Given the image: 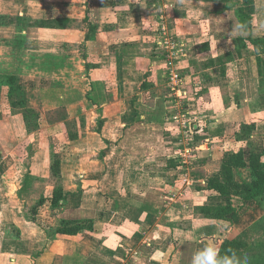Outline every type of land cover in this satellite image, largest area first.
Here are the masks:
<instances>
[{
  "label": "crops",
  "instance_id": "0c3cea01",
  "mask_svg": "<svg viewBox=\"0 0 264 264\" xmlns=\"http://www.w3.org/2000/svg\"><path fill=\"white\" fill-rule=\"evenodd\" d=\"M45 1L48 0H0V15L32 19L67 17L78 23L86 18L88 12L85 5L86 0H59L58 2H61L59 4L47 2L44 5ZM114 1L116 4L111 6H109L112 4L109 3V0H102L100 4L98 3L96 13L93 11L95 17H92L93 24L97 27L95 39L85 42L83 38L86 47L91 48L90 42L105 47L108 46V41L113 38L112 34L120 37L117 44L113 42L111 44L113 46L108 47V53L98 54L102 55V59L99 60L102 66L98 70L110 72L108 79L120 80L123 84V74L126 76L129 70L139 69L140 65H146L153 72V82L146 79V74L145 76L138 75L134 79L138 84L140 83L139 90L153 87L154 84H157L155 81L165 82L168 88L169 85L171 86L169 81L171 73L175 72L181 79L182 86L180 87L182 89L179 94L182 97H189L187 95L188 88H195L198 84H194L192 79L202 74L206 75L207 81L210 83V89L207 91L212 96L211 99L214 98L213 101L215 99L220 101L222 97L223 103L226 102V98L223 96L225 90L229 95L236 96L239 104L228 102L214 106L215 102H213L214 112L205 116L207 120L192 125L196 134L192 136L187 133L186 138L184 135L182 139H179L178 144L182 145V148L178 153H175L178 157L184 150L185 146L183 145L191 142L197 146L194 147L195 157L203 158V166L209 167L206 171L200 170V172L194 169L192 172L194 184L188 188L182 186L181 195L167 200L166 191L175 184L168 183L169 177L177 178L175 181L177 182L185 170L181 171L180 163L182 162L176 160L177 156L175 158L168 157L166 170L164 169L160 173L159 179L155 178L154 171L152 168L149 169L148 163L152 158V153L156 151V147L151 146L156 138L153 134L149 135L151 134L150 129L148 135L143 137L144 139L139 137L137 123L144 124V120H139L137 104L134 103L136 98H134L130 106V120L124 119V121L122 119L124 115H121L120 121L116 124H111V121L105 123L102 120L103 127L101 131L98 127L97 134L101 141L102 137L107 139L106 142L109 145L106 146V149L109 147V150L104 154H99L100 157L96 156L97 159L92 161L94 166L91 169L84 170L83 167H77L66 170L63 161H61V177L54 179L57 181L60 179L59 186L62 187L66 196L64 203H61L58 208L53 207L50 201L54 189H56V186H53L49 196H44L45 193L42 191L30 205L34 207L42 197L46 198L47 201L38 210V218L46 224V227L42 225L38 227V224L31 220L30 210L29 212L28 210L24 211L26 201L23 200L25 199L18 198L26 191H33V186L37 190L39 185H43V179H49V172L52 173L50 167L53 163L47 160L44 162V166L48 165L42 172H46L48 176H35L34 170L36 171L37 168L34 169L31 166L26 169L24 167L22 168L24 171H18L16 182H9L11 169L9 168V173L6 170L9 154L3 148L0 139V225L5 226L4 229H1L0 235V264H194L197 254L208 246L216 248L217 259L234 256L237 264H246L250 253H244L241 250L240 257L227 255L224 251L225 243L241 234L250 239L251 232H245V229L250 226L252 228L254 223L264 217L263 209L258 208L256 202H244L238 197L233 198L232 203L237 207L239 213L231 215L229 220L206 218L198 209L228 206L229 198L206 190L207 180L220 170L222 163L228 159L230 154L245 150L243 147L246 144H249L251 148L248 152L257 154H260L256 149L258 145H264V121L259 122L247 141L236 140V135L241 132L242 125L251 124V118L261 111V105L257 101L260 98V92L264 91V47L252 46L247 43L246 48L241 51V56L238 55L234 39L248 38L250 33H246L240 27L235 10L237 7L230 3L174 0L172 3L169 2V5L163 6V13L161 12L163 17L160 18L157 14L153 16L157 21L153 24V29H157L158 21V30L161 25H166L169 36L173 40L187 43L188 50H184L182 56H170L161 45V36L157 35L156 38L153 34V40H157L154 50L159 49L161 54L159 56L155 52H151L150 56H144L141 52L140 40L132 43L125 40L123 35L139 33V24L143 25L144 21L139 22L138 16L141 13L145 17L144 10L147 1ZM238 1L239 6L244 7L248 14L255 17L252 37L263 38L264 0ZM153 6L157 7L155 4ZM153 6L147 5L150 10ZM35 12L37 15L34 14ZM191 12H196L198 19L217 20L218 23H221L218 27L219 31L216 29L215 33L205 34L202 29L204 24L202 21H193ZM170 14H178V16L175 17L176 21L168 26L164 20L165 15ZM134 15L139 24L135 21ZM155 25L156 27H154ZM4 30H13V33L17 31L14 27H0V33L5 32ZM43 31L48 33L45 38L40 37ZM66 31L29 29L24 31L28 43L23 47H10L7 44L11 41L10 38L5 35L2 38L0 36V76L15 75L18 79L22 78L24 76L22 75L24 54L28 52L32 53V58L43 59L38 74L51 77L63 76L65 74L63 69L67 67L71 54L61 52L60 47L53 46V44L68 43L61 36ZM218 32L221 33L218 35L222 36V39L213 38V36L209 38V34L214 35ZM44 41L51 42V44L45 45ZM40 47L48 49V51L41 52L43 55L37 56L39 53L37 55L34 53L39 51ZM192 49L193 55L191 54ZM59 58L64 60L65 67L56 70L55 66ZM150 58L153 62H149ZM217 60L220 61L215 66L204 68L209 62H217ZM102 61H105V66ZM84 63L83 72L85 73L81 78L86 84L88 83L84 97L87 96L88 100V96L95 98L96 105L89 101L99 109L98 105L101 107V104H104L99 100V95L105 93L104 87L109 82L91 77L92 70L90 69L88 72L86 60ZM159 63L165 64L164 70L159 69ZM220 63L224 64V67ZM199 67L201 68L198 69ZM222 68H225V75L222 74ZM213 82L218 85L217 88L216 85H212ZM171 88L173 90V86ZM122 89H113L109 91V94L113 98L125 91V86ZM251 95L254 97L250 98ZM118 98L117 96L110 100V103L107 104V111L112 112L119 108L124 109L122 114H127L126 102L122 103V98H119L120 100ZM171 104L176 105L177 103L172 101ZM239 105L242 106L241 109H237L240 107ZM91 112L95 114L94 111L91 110ZM160 114L162 115H159L155 122L162 125L164 117L163 113ZM237 117H242V120ZM142 126L151 127L148 126V122ZM231 127L234 128L232 134L229 132L232 131ZM107 128L109 129L108 136L104 135ZM79 139L78 137L77 141ZM157 141L160 142L161 139ZM229 141L230 143L232 141L230 145H228ZM141 143H146L144 146L146 150H140ZM40 155L41 153L37 158ZM91 157L93 158V156ZM97 164L102 165L101 170L95 168ZM244 172L247 171L237 172L236 179L245 180L244 177H240V175L244 176ZM12 175H14V171ZM28 175L31 178L28 179L27 185ZM159 180L161 182H157ZM205 194L208 196L205 197ZM254 208L259 210L257 215ZM62 220H74L82 224L88 222L87 224H92L93 228L85 229L73 236L53 234L51 231L58 228ZM243 222L247 224V227H242ZM48 230H51V235H48ZM204 264L207 262L205 261Z\"/></svg>",
  "mask_w": 264,
  "mask_h": 264
},
{
  "label": "rangeland",
  "instance_id": "374dc122",
  "mask_svg": "<svg viewBox=\"0 0 264 264\" xmlns=\"http://www.w3.org/2000/svg\"><path fill=\"white\" fill-rule=\"evenodd\" d=\"M59 0H48L43 2V4H47V2H53L54 3H61L58 2ZM84 1V0H82ZM80 1V2H82ZM91 0H86L85 5L87 7L88 2ZM93 6L91 7L93 11L96 13V8L98 6V3L100 4V1L102 0H92ZM145 2V10L146 12L145 17L140 13L139 22H143V25L140 26L137 18L134 19L139 24L138 34L135 33H129L128 35L124 36L123 38L128 40L129 42H137L140 40V46L141 52L144 56H150L151 52H155L156 55L158 54L160 56L161 51L154 50V44L157 43V40H153V34L157 38L160 35L159 28V21L156 24L158 27L156 30L153 29V24L156 23L155 16L156 14L161 17L164 15H161V12L163 13V6L168 4L169 2L172 3L174 0H146ZM242 2V0H240ZM108 4L109 6L116 4L115 1L109 0ZM83 4V3H82ZM102 4V3H101ZM153 6L154 4L157 6L152 8L147 7V5ZM55 6V5H53ZM39 7H41L39 5ZM59 7V6H57ZM233 10V9H231ZM95 13H93V18L95 17ZM34 14L37 15V12ZM191 18L193 21H202V29H204L205 34L207 33H215L216 29L218 30V27L221 25V23H218L215 19H198V16H196V12H191ZM175 15H165L166 24L168 26L172 25L176 21ZM232 18L233 15H232ZM218 19V18H217ZM231 19V17H230ZM221 20V18H220ZM262 21H264V14L262 16ZM156 25L154 27H156ZM178 25V24H177ZM5 32H1L0 36H7L10 38L9 43H13L14 39L18 36V32L13 30H4ZM88 32V26L87 25H80L79 23H75L73 28L70 30H67L65 33H62L61 36H63V39L68 43H61L63 45L60 46V43H57V47H60L61 52L71 54V59L67 62V67L63 70L65 71V74L63 76H55L51 77L48 75L38 74V69L41 67L42 58L36 57L32 58V53L28 52L24 54V59L22 64L24 66V72L22 75H24L22 78L19 79V85L22 86L24 89V97L26 99V105L27 108L34 111V113L37 115L32 116V119L34 120V126L32 125L31 128H28L26 125V120L24 119L23 113L25 112V108H15L13 106V102H17L19 105L22 101L21 97L19 96L20 93H15V95L10 94V89L8 86L0 87V139L1 143L3 145V148L6 150L7 154H9L8 158V164H6V167L9 168L10 174L9 177H11L10 181L17 180L18 177V171L23 170L22 168H30L31 166L37 170H34L35 176L41 175V176H48L46 172H42V170L47 168L46 164L44 166L45 160L50 161L51 163H54L55 156H59L60 160L63 161V166L66 170H71L75 168H81L83 167L84 170L91 169L94 165H92V161L96 160V156H99V154H104V152L109 150L106 149V146L109 145V143L106 142V138H103L102 141L100 140V137L97 134V130L99 127L98 122L100 120H104L106 122H110L111 124H116L120 121L121 115L124 119L130 120V106L131 101L136 98L134 101L135 104H137V113L139 120H144V124L141 122H138V133L139 137L141 139H144L148 135V130H151L152 134L155 136V141L152 142L151 146L156 147V151L152 153V158L149 159V169L152 168V171H154L155 178H160V173L163 172V170L167 168L168 165V157L175 158L179 162H182V159L178 158V155L175 153H178L179 150L182 148V145L180 146L178 143L179 139H182L184 135H186L184 138L187 137L188 134L192 135L196 134L195 128H184L181 126L180 123L176 122V120L181 121L182 119H187L191 122V124H195L197 122H203L206 121V115L212 114L214 111L213 102H215L214 106H218L219 103H223L222 97L220 98V101L218 99L214 98L211 99V95L208 93V89H210V83H208L206 75H198L192 79V82L198 83L195 88L190 87L188 88L189 93L187 94L189 97L181 96L178 97L179 92L172 90V81L169 80L171 83V86L167 88L165 85V82L159 83L151 88L147 89H138L140 83L134 79L138 75L139 76H145L146 79L153 80V72L151 69H149L146 65H140L139 69H131L128 71V73L123 74L124 80L121 83L120 80H113L108 79L110 77V72H106L104 70H98L100 69L101 63H99L102 59V55L105 53H108L109 48H111V44L119 41L120 37L113 36L111 40L108 41V46L100 47L99 44L91 43V48L86 47V43L83 42L84 35ZM15 36H14V35ZM221 34L218 32L217 34H209V38L213 36V38L222 39V36L218 35ZM14 36V37H13ZM48 36V33L46 31H43L41 33V38H45ZM122 36V35H121ZM18 38V37H17ZM160 40V39H159ZM178 41V40H177ZM176 41V42H177ZM180 41V40H179ZM200 41V40H197ZM42 42V41H41ZM162 42V40H160ZM46 44H51V42L44 41ZM110 43V44H109ZM183 43V49L188 50L187 43ZM53 44V43H52ZM191 44L189 45V47ZM45 47V46H44ZM109 47V48H108ZM200 47V46H198ZM41 48V49H40ZM36 53L39 55H43L45 51H48V49H42L40 47ZM201 48V47H200ZM199 48V49H200ZM59 49V48H58ZM194 49V48H193ZM193 49L191 51V54L193 55ZM154 50V51H153ZM43 52V53H41ZM98 54H102L99 56ZM155 55V56H156ZM86 56V58L84 57ZM200 59L202 57L199 56ZM40 59V60H39ZM84 60H86L87 64L91 66V77H94L96 79H102L104 82L106 80L109 82L107 85H105L104 92L101 95H99V100L103 101L101 104L102 106H99V109L87 99V96L84 97V91H86V87L88 86L84 80L81 78V76L85 73L83 72L85 63ZM41 62V63H40ZM104 66L106 65L105 61H102ZM149 62H153L152 58H150ZM143 64V63H142ZM93 66H99V68L93 69ZM159 69L164 70L165 67L164 63H159L158 65ZM199 67L198 69H200ZM41 69V68H40ZM112 71H114L112 69ZM67 72V73H66ZM126 77V79H125ZM60 78V79H59ZM63 78L65 79L63 81ZM121 79V78H120ZM110 80V81H109ZM153 82V81H152ZM218 83V82H217ZM212 85H216L214 82ZM109 86V87H108ZM123 86H125V91L122 93H119L117 96L119 98H122V103L127 104L128 113L122 114L124 112V109H115L112 112L107 111V104L110 103V100L115 99L117 96H113L109 94V91L122 89ZM182 86V85H181ZM186 86V85H185ZM216 88L218 85L215 86ZM182 89V87H181ZM180 89V90H181ZM247 89V88H246ZM123 90V89H122ZM139 90V91H138ZM223 96L226 98V102H233L234 104H239L238 98L236 96H231L227 93V91L224 90ZM23 96V95H22ZM228 96V98H227ZM260 98L258 99V103L261 105V111L259 114H257L255 117L251 118L252 122H256L257 125L259 122L264 121V91L260 92L259 94ZM63 97V98H62ZM250 98L254 97V95L249 96ZM118 98V99H119ZM120 100V99H119ZM228 100V101H227ZM176 101V105H172L171 102ZM128 102V103H127ZM223 103V104H224ZM134 106V104H133ZM240 106V105H239ZM173 108V109H172ZM242 106H240L237 109H241ZM92 111L95 112V114H92ZM108 112V115H106ZM220 112V111H219ZM160 113H163L164 120L162 121L164 124L159 125L155 120L158 118L159 115H162ZM113 114V115H112ZM31 115H29L30 117ZM194 116V117H192ZM187 117V118H186ZM204 117V118H203ZM111 118V119H110ZM238 119L242 120V117H237ZM40 119V120H39ZM83 119V120H82ZM117 119V120H116ZM116 120V121H115ZM193 120V121H192ZM125 121V120H124ZM145 122H148V126L146 127L142 126L145 125ZM154 122V123H153ZM241 122V121H240ZM239 123V122H238ZM236 123V124H238ZM184 128V129H183ZM109 129H105L104 135L108 136ZM229 131L231 134L234 130V128H230ZM112 131V129H110ZM68 132H71L72 134H76L80 139L76 142H70L67 139ZM229 132H227L229 134ZM188 133V134H187ZM195 136V135H194ZM201 136V133L198 135ZM144 137V138H143ZM196 137V136H195ZM203 137V136H202ZM161 139L160 142L157 140ZM237 140V139H236ZM194 141V140H191ZM247 141V140H244ZM140 143V142H139ZM232 143V141H231ZM229 141V144H231ZM113 145V143H111ZM150 145V144H149ZM146 143L140 144V150H146L145 147ZM185 146V145H183ZM195 148L197 147L194 145ZM243 149L250 151V145L246 144ZM257 151L260 154H264V145L256 148ZM41 153L40 157L38 155ZM12 154V155H11ZM98 154V155H95ZM47 156V158H46ZM93 156V158L91 157ZM104 156V155H103ZM102 156V157H103ZM100 157V156H99ZM101 159V158H100ZM203 158L195 157V159L190 160L187 164L180 163L181 171L188 170L190 173L200 170H205L209 166H203L202 163ZM48 163V162H47ZM34 165V166H33ZM95 168L101 170L102 165L97 164V167ZM13 169V170H12ZM212 170V169H209ZM14 171V175H12ZM24 171V170H23ZM244 176L240 175V177H244L245 180L249 181L250 176L249 173L244 172ZM178 176V174H177ZM55 177L50 174L49 172V179H43L42 181L43 185H39L38 189L35 190L33 186V191L29 192L26 191L23 194L20 195L18 199L23 201H26V205L24 206V211L29 210L33 208L30 206L36 198L42 193H45L44 196H49L51 194L50 190L53 186H59L60 179L57 181L54 179ZM180 178V177H179ZM162 179V178H161ZM168 183H175L178 185H181L179 181L175 182L177 178L169 177ZM180 180V179H179ZM56 182V183H55ZM157 182H161L160 180ZM18 183V182H17ZM155 183V181H154ZM3 189L5 188V185L2 186ZM49 190H46V189ZM170 189L166 191L165 195H169ZM208 194H205V197H207ZM17 199V198H13ZM28 202V203H27ZM257 204V203H256ZM28 205V206H27ZM258 208L263 209L264 211V199H261V206L257 204ZM12 209V208H11ZM249 209V208H248ZM247 209V210H248ZM256 211L255 214L257 215L259 213V210L257 208H254ZM250 210V209H249ZM248 210V212H249ZM252 212V211H251ZM245 214H247V211H245ZM262 214V213H261ZM249 218V217H248ZM264 218V217H263ZM42 221V220H41ZM41 225L46 227V224L41 222ZM242 227H247L246 223L241 224ZM4 225H0V235L2 233L1 229H4ZM39 227V226H38ZM250 227L245 229V232L251 231V237L250 240L252 243L257 242V240H264V230L261 229L258 231H254L250 229ZM244 229V228H243Z\"/></svg>",
  "mask_w": 264,
  "mask_h": 264
},
{
  "label": "trees",
  "instance_id": "16d2710c",
  "mask_svg": "<svg viewBox=\"0 0 264 264\" xmlns=\"http://www.w3.org/2000/svg\"><path fill=\"white\" fill-rule=\"evenodd\" d=\"M204 2H218L222 1L225 3H230L235 8L238 20L240 23V27L246 32L250 33L248 38H235L234 44L236 46L238 55L241 56L242 49L246 48L247 43L252 46H262L264 47V37L254 38L252 37V30L255 24V17L248 14L244 7L239 6L238 0H200ZM93 1L88 2L87 7L88 12L86 18L80 22V25H87L88 32L85 35V42L94 41V35L96 33L97 27L93 24ZM78 23L75 20H72L67 17L63 18H40V19H32L28 17L22 16H13V15H0V27L8 28L14 27L18 34V38H14L13 43H7L10 47H23L28 43V40L24 34V31L29 29H49V30H70L73 28L74 24ZM57 44H53L56 46ZM62 44H60L61 46ZM86 58V56H84ZM220 60L209 62L204 66V68L213 67L216 63H219ZM222 64V63H220ZM224 67V64H222ZM65 67V62L61 58H59L58 63L56 64V70L63 69ZM99 66H93V68H98ZM51 68V67H50ZM86 69L89 72L91 66L86 64ZM222 74L225 75V68H222ZM8 86L11 95H15V93H20L22 101L19 105L16 101L13 102V106L15 108H25V112L23 113L24 119L26 120V125L28 128L34 126V120L32 116L36 115L34 111L27 108L26 99L24 97V89L19 85V79L15 75H1L0 76V87ZM143 87V86H142ZM145 87V83H144ZM23 95V96H22ZM89 100L96 105L97 101L95 98L88 96ZM29 115H31L29 117ZM37 116V115H36ZM40 120V119H39ZM83 120V119H82ZM103 127L102 120L99 121V130L101 131ZM257 128V123L254 121L251 124L242 125L241 132L236 135V139L238 141H244L249 139L253 132ZM67 139L69 141H77L78 136L76 134L68 133ZM173 163V161H172ZM173 165V164H172ZM52 175L55 178L61 177V160L59 156H55L54 163L50 167ZM247 171L250 176V180H242L239 181L236 179L237 172ZM31 176H27L26 184L28 185V179ZM206 190L213 194L229 198L230 204L224 207H202L199 208L198 211L204 215V217L215 220H229L231 215L238 214L237 207L232 203L233 198H241L244 202L253 201L256 202L259 206H261V199H264V154H257L248 152L246 150H239L238 152H234L229 155L228 159H226L222 165L220 170L213 174L207 180ZM66 196L64 195V191L62 187L58 186L54 189L53 196L50 199L54 208H58L61 203H64ZM46 198L42 197L38 204H36L33 208L30 209L31 220L41 226L40 220L38 218V210L41 206H43L46 202ZM86 223V224H85ZM84 224L79 221L74 220H62L60 226L55 230H50L53 234L58 235H77L79 232L85 229H92L93 226L88 225V222ZM254 231L264 230V218L260 219L251 228ZM49 231V230H48ZM48 232V235H51V232ZM251 232V231H250ZM248 235V234H247ZM241 250L244 253H250V257L246 264H264V240H257V242L252 243L249 238H246V235H239L238 237H234L231 240L225 243L224 251L227 255H235L240 257L242 255ZM248 258V257H247Z\"/></svg>",
  "mask_w": 264,
  "mask_h": 264
},
{
  "label": "built area",
  "instance_id": "2783aa9c",
  "mask_svg": "<svg viewBox=\"0 0 264 264\" xmlns=\"http://www.w3.org/2000/svg\"><path fill=\"white\" fill-rule=\"evenodd\" d=\"M160 32L162 35L161 45L165 48V51H167V53H169L170 56H173V57L182 56L183 52H184L183 43L179 42L177 40H173L169 36L166 25H163V26L161 25ZM171 81H172L173 90L177 91V89H178V92H180L181 79L177 73H175V72L171 73ZM178 95H179L178 97H181L180 94H178ZM176 122L180 123L181 126H183L184 128H192L191 122L188 121L187 119H185V117L181 121L176 120ZM194 147L195 146L191 142H188L185 145L183 152L178 157L179 159L183 160L182 164H184V165L187 164L189 162V159L190 160L195 159V153H194L195 148ZM179 179H180L179 183H181V185L174 184L173 186H171L169 188L170 189L169 195H166L167 200H171L173 197H175L177 195H181L182 194V191H181L182 186H185L188 188L194 184V177H193L192 173H190L188 170H185V173L182 174Z\"/></svg>",
  "mask_w": 264,
  "mask_h": 264
},
{
  "label": "clouds",
  "instance_id": "9594fccd",
  "mask_svg": "<svg viewBox=\"0 0 264 264\" xmlns=\"http://www.w3.org/2000/svg\"><path fill=\"white\" fill-rule=\"evenodd\" d=\"M217 255L218 253L216 248L208 246L197 254L194 264H204L205 261L207 264H237L234 256L217 259Z\"/></svg>",
  "mask_w": 264,
  "mask_h": 264
}]
</instances>
